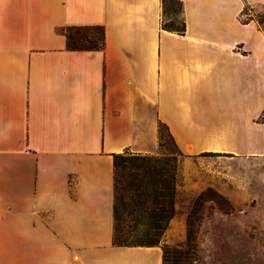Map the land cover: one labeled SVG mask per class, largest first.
<instances>
[{"label": "crops", "instance_id": "0c3cea01", "mask_svg": "<svg viewBox=\"0 0 264 264\" xmlns=\"http://www.w3.org/2000/svg\"><path fill=\"white\" fill-rule=\"evenodd\" d=\"M179 1L184 35L162 28L163 0H0V264H163L161 247L113 246L114 155H157L161 124L187 190L246 194L235 166L264 167V30L241 15L264 0ZM93 26L105 50L69 51L66 30Z\"/></svg>", "mask_w": 264, "mask_h": 264}, {"label": "trees", "instance_id": "16d2710c", "mask_svg": "<svg viewBox=\"0 0 264 264\" xmlns=\"http://www.w3.org/2000/svg\"><path fill=\"white\" fill-rule=\"evenodd\" d=\"M253 10L246 7L241 22L248 24ZM162 28L184 35L186 22L184 5L179 0H163ZM246 17V18H244ZM261 27L262 19L256 20ZM264 30V28H263ZM67 48L71 52L104 51L106 31L102 26L71 27L66 30ZM264 122V116L262 117ZM157 155H142L126 151L114 155V235L113 246L117 248L161 247L163 264H200L198 229L200 219L193 209L187 219L188 233L185 242L178 246L162 244L172 220L177 215L178 164L174 153H165L164 138L178 148L169 128L161 124ZM214 193L207 189L197 200L195 208L204 201V194Z\"/></svg>", "mask_w": 264, "mask_h": 264}, {"label": "rangeland", "instance_id": "374dc122", "mask_svg": "<svg viewBox=\"0 0 264 264\" xmlns=\"http://www.w3.org/2000/svg\"><path fill=\"white\" fill-rule=\"evenodd\" d=\"M248 13L256 20L264 21V10L253 9ZM163 151L170 155L174 153L177 158L179 167L177 214L183 215L187 211L190 214L193 209L198 210L196 217L198 216L200 222L195 226L198 229L200 264H264V184H258L256 181V176L262 170L264 172V167L261 169L253 165H246L245 168L235 166L236 170L240 169L245 173L248 186L246 194H231L230 197H226L210 188L214 193L204 194V201L195 208L197 200L207 189L202 191L186 189L185 156L177 153L179 150L168 138H164ZM215 158L216 156L212 154L201 156L202 161ZM187 233L188 227L185 238L172 244L169 241L177 239L180 232L167 231L161 243L181 245L185 242Z\"/></svg>", "mask_w": 264, "mask_h": 264}]
</instances>
